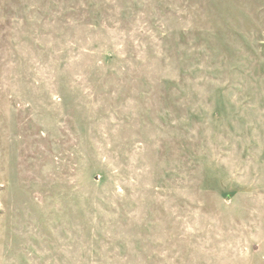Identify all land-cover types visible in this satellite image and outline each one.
<instances>
[{"label": "rangeland", "instance_id": "rangeland-1", "mask_svg": "<svg viewBox=\"0 0 264 264\" xmlns=\"http://www.w3.org/2000/svg\"><path fill=\"white\" fill-rule=\"evenodd\" d=\"M0 264H264V0H0Z\"/></svg>", "mask_w": 264, "mask_h": 264}]
</instances>
